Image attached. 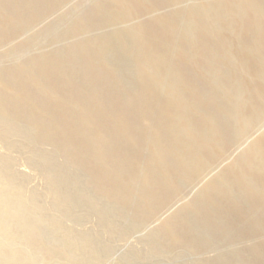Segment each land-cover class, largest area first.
<instances>
[{"label": "rangeland", "instance_id": "obj_1", "mask_svg": "<svg viewBox=\"0 0 264 264\" xmlns=\"http://www.w3.org/2000/svg\"><path fill=\"white\" fill-rule=\"evenodd\" d=\"M240 8L241 0H0V220L12 238L0 234V264H264V170L250 168L264 146L247 149L264 138V35L245 24L264 29V18ZM186 30L203 47L183 42ZM241 46L255 51L245 57ZM154 50L189 100L220 98V108L203 101L189 111L195 124L205 112L220 127L203 136L208 146L203 137L174 142L161 124L165 88L140 100L138 57ZM242 119L254 124L246 132ZM157 131L161 166L150 145ZM195 148L204 169H195Z\"/></svg>", "mask_w": 264, "mask_h": 264}, {"label": "bare ground", "instance_id": "obj_2", "mask_svg": "<svg viewBox=\"0 0 264 264\" xmlns=\"http://www.w3.org/2000/svg\"><path fill=\"white\" fill-rule=\"evenodd\" d=\"M242 6L245 9H249L248 11L243 9V11L250 13L252 15V17H250L248 20H252L255 16L264 18V10L261 7V3L258 2V0H241V8H240L241 10H242ZM197 13L204 22V16L205 14H207V10L199 11ZM228 13H230L231 15L235 16V18H237L240 14V10L235 7H229L226 10V14ZM225 15H223L222 17H224ZM245 24L248 29L253 28V30L257 31L260 34V36L264 35V29H262L259 24H254L252 26L251 21H247ZM198 29L199 31H198L197 36H203V34H205L204 33L205 28L202 25H200L198 26ZM200 32H202V34H200ZM193 33L194 32L190 30H186L182 41L192 44L195 48L203 47V43L200 44V41L196 37H194ZM140 36L141 35H139V39L144 40L143 37L142 36L140 37ZM173 38L174 37L169 36L167 40L169 39L173 40ZM261 41H262V38H261ZM253 46L255 47L258 46V42L254 40ZM246 47L247 46H241V50L245 57L253 54L255 51V49L253 48H246ZM184 58L192 63H195V59L190 54L184 55ZM168 62H169L168 58H166L165 56H162V53L159 50H154L150 54L139 55L138 65L142 71L141 88L139 90V97H140V100L142 98H149L151 100H155L157 98L159 90L165 88L166 98L164 101H161V103L163 104L166 118L162 119L161 124L168 130L169 135H171L174 138L173 139L174 142L180 145L184 144V145H187L188 147H191L190 143H193V141L197 137H203L207 133L211 134L214 132H218L220 127L217 125L216 121L213 120V118L205 112H200L201 114L200 122L198 123L200 125L195 124L190 119L189 111L193 109L199 112L197 110L199 107L198 104L203 101L206 103L207 102L210 103V106H213L214 108H218V107L220 108L221 107L220 100H219L220 98L213 96L212 98L207 99V97L201 96V95L197 96V94L195 93V96L197 97L192 101L189 100L186 97L185 92H184L185 89L187 90V88H184L185 87L184 81L183 82L178 81L177 79H176L177 81L172 80L171 83H168V81H166V79H168L166 76H168L169 74L167 72V68L169 64ZM202 70H203V74L209 80V82L215 85V87L220 86L219 83L217 84L214 76L208 70H206V68H202ZM171 75L173 78H177L179 76V74L178 73L176 74V72L175 74L171 73ZM112 76L114 78V75ZM234 92L235 91L233 89L228 88L226 90V95L228 97L229 96L235 97V94H233ZM252 125H254L253 122L248 123L246 119H242L243 132L248 131ZM157 135L160 139L152 142L150 145L152 147V158L161 166V164H164V163L166 164L167 162L166 156L164 155L162 151L163 149H166V147L164 144L165 142L163 140L164 135L160 131H157ZM202 140L205 146H208L209 143L211 142V138L208 139L207 137L206 138L203 137ZM263 146H264V138L261 137V138L256 139L247 149L251 152V151L258 150L259 148H262ZM193 153H194V158H196L197 163H198L195 169L196 168L204 169L207 161L200 160L198 149L195 148L193 151L191 150V154ZM216 153L217 154L220 153L218 155L223 156L224 154H226V151L223 147H218L216 148ZM257 161L259 162L254 163V164L252 162L250 165L251 166L250 168L251 169L259 168L260 170H264V159L257 160ZM188 164H190V162H188ZM178 165L188 166L185 160H179V159H178ZM205 187L206 189H208V187H210V184L209 185L207 184ZM1 201H2V198L0 195V202ZM10 213L16 216L18 211L11 210ZM9 232H10V229H9L8 224H5L3 220H0V234L3 235L4 240L8 244H11L12 238L9 237ZM24 237L31 240L32 244L36 242L43 244V242L41 241L42 239H39L38 237L31 236L28 234H25ZM30 260L37 261L36 258L34 257H31Z\"/></svg>", "mask_w": 264, "mask_h": 264}]
</instances>
